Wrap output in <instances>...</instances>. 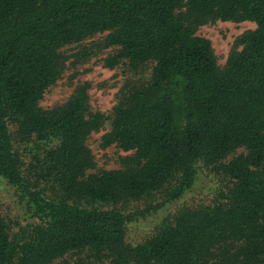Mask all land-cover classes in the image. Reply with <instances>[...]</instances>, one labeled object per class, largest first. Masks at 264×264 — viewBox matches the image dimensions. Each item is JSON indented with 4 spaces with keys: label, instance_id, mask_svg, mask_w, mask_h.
I'll return each mask as SVG.
<instances>
[{
    "label": "trees",
    "instance_id": "trees-1",
    "mask_svg": "<svg viewBox=\"0 0 264 264\" xmlns=\"http://www.w3.org/2000/svg\"><path fill=\"white\" fill-rule=\"evenodd\" d=\"M218 19L257 26L223 68L197 33ZM106 32L92 45L118 49L105 65H150L151 78L102 137L132 152L125 167L89 172L88 139L108 117L93 111L88 83L61 105L41 102L61 76L60 49ZM15 139L33 155L31 180ZM199 161L227 176V191L128 242L129 225L192 190ZM0 178L29 223L16 234L0 213V264H264V0H0ZM169 183L163 202L130 209Z\"/></svg>",
    "mask_w": 264,
    "mask_h": 264
},
{
    "label": "rangeland",
    "instance_id": "rangeland-1",
    "mask_svg": "<svg viewBox=\"0 0 264 264\" xmlns=\"http://www.w3.org/2000/svg\"><path fill=\"white\" fill-rule=\"evenodd\" d=\"M256 27V23L251 21L236 22L218 19L206 22L200 26L197 33L212 42L218 64L223 68L232 51L242 48L238 45V39L245 33L254 31ZM109 33L96 34L80 43H74L60 49L61 62L64 60L61 76L47 90L41 102V106L45 109L61 105L70 98L77 87L88 83L87 91L93 111L103 112L108 117L102 129L93 132L88 139V146L91 148L96 162V167L89 172L125 167L123 159L132 155V152H125L115 144L105 148L102 146V137L112 128V116L115 107L135 86L147 82L151 78L150 65L138 68H130L126 63H121L115 68H109L105 65V58L116 54L118 49L110 47L98 50L94 49L92 45L94 42L96 44L103 43ZM84 50L95 51L88 57L82 58L79 53ZM180 120L183 121V118L180 117ZM183 123L184 121L181 124ZM15 141L17 148L24 154L23 171L25 176L28 177L33 155L30 154L27 143L21 139H15ZM242 151L240 149L237 152ZM195 167L197 176L192 190L182 199L168 204L159 213L142 218L129 225L127 230L128 242L135 245L145 241L162 224L169 222L181 210L212 204L222 192L227 191L230 186V180L227 176L211 169L204 161L197 162ZM28 178L31 180V176ZM174 188L175 184L169 183L161 191L148 195L141 201L132 202L130 209L144 208L161 203ZM47 193L60 197L58 190L53 187L47 188ZM21 205L15 188L0 178V213L16 234H19L21 226L29 224ZM85 255L83 254L80 257L88 261L89 259ZM69 258L73 261L77 256H69Z\"/></svg>",
    "mask_w": 264,
    "mask_h": 264
}]
</instances>
